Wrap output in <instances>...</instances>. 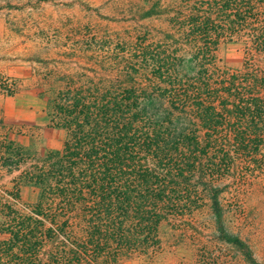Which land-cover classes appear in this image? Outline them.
<instances>
[{
	"label": "trees",
	"instance_id": "obj_1",
	"mask_svg": "<svg viewBox=\"0 0 264 264\" xmlns=\"http://www.w3.org/2000/svg\"><path fill=\"white\" fill-rule=\"evenodd\" d=\"M162 1L150 0L143 14H165L159 42L146 45L139 32L111 56L99 79L68 76L42 86L51 127L65 140L20 174L13 202L0 206V264H79L81 256L115 262L157 244L160 224L182 213L199 181L209 185L205 177L226 167L223 157L216 166L208 150L223 122L214 105L216 84L227 97L224 114L244 121L261 115L251 96L264 79L245 74L240 88L234 75L210 82L220 40L231 44L247 30L254 49L264 51V26L250 6L264 0H169L163 9ZM23 188L36 194L34 203L20 202ZM209 190L216 212V189ZM47 245L52 249L43 262L39 250Z\"/></svg>",
	"mask_w": 264,
	"mask_h": 264
},
{
	"label": "rangeland",
	"instance_id": "obj_2",
	"mask_svg": "<svg viewBox=\"0 0 264 264\" xmlns=\"http://www.w3.org/2000/svg\"><path fill=\"white\" fill-rule=\"evenodd\" d=\"M160 4L163 9L170 2ZM151 5L150 0H0V206L13 202L14 185L33 161L63 146L65 133L51 127L42 86L62 84L68 76L99 79L102 68L111 67V56L139 32L146 45L159 42L165 14L145 17ZM250 6L264 26V2ZM247 34L240 30L231 44L220 40L218 71H212L216 81L210 83L231 75L236 87L245 74L264 79V51L254 49ZM216 91V114L223 122L208 150L209 156L216 154V166L223 157L226 167L221 164L211 180L205 177L209 185L199 181L182 213L160 224L157 244L115 262L81 256L79 264H264V85L251 96L259 100L261 115L252 120L248 114L247 121L224 114L226 94L217 84ZM209 187L216 189V212ZM19 200L32 204L36 194L21 190ZM51 249H40L38 259L45 262L44 252Z\"/></svg>",
	"mask_w": 264,
	"mask_h": 264
},
{
	"label": "crops",
	"instance_id": "obj_3",
	"mask_svg": "<svg viewBox=\"0 0 264 264\" xmlns=\"http://www.w3.org/2000/svg\"><path fill=\"white\" fill-rule=\"evenodd\" d=\"M22 190H30V191H33L31 188H23Z\"/></svg>",
	"mask_w": 264,
	"mask_h": 264
}]
</instances>
